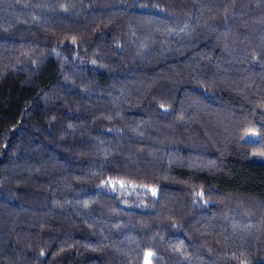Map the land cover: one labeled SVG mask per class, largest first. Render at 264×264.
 <instances>
[{"label": "trees", "instance_id": "1", "mask_svg": "<svg viewBox=\"0 0 264 264\" xmlns=\"http://www.w3.org/2000/svg\"><path fill=\"white\" fill-rule=\"evenodd\" d=\"M264 264V0H0V264Z\"/></svg>", "mask_w": 264, "mask_h": 264}, {"label": "rangeland", "instance_id": "2", "mask_svg": "<svg viewBox=\"0 0 264 264\" xmlns=\"http://www.w3.org/2000/svg\"><path fill=\"white\" fill-rule=\"evenodd\" d=\"M144 264H149L148 259H146V260L144 261Z\"/></svg>", "mask_w": 264, "mask_h": 264}]
</instances>
